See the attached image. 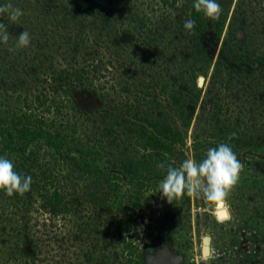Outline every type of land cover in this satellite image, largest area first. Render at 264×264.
<instances>
[{
    "label": "rangeland",
    "instance_id": "374dc122",
    "mask_svg": "<svg viewBox=\"0 0 264 264\" xmlns=\"http://www.w3.org/2000/svg\"><path fill=\"white\" fill-rule=\"evenodd\" d=\"M24 1L9 0V4L11 2L16 8L20 4L27 5ZM59 1H43L42 8L46 11L42 14L41 28L54 34L58 31L68 34L71 32V23L66 27V18H77L80 7L74 4L68 6L64 0ZM125 1L132 3L141 15L151 13V6H155L156 11L152 14L155 23L153 33L159 37L165 52L161 53V58L157 59L159 61H155L156 57L151 55L152 47L148 52L140 50L139 54L136 51L130 58L128 50L122 46L118 47L119 55L108 52L99 54L101 59L94 75L102 83H107L105 89H93L91 92L90 86L86 92L84 88L80 91L76 87L70 88L79 102L97 109L89 126L99 121L100 111L112 109L107 103L115 106L134 104L135 97L142 95L137 92L140 88L150 83L151 88H155L152 82L155 84L157 81H152L143 71L149 63L155 67L157 79L160 82L168 79L171 88L167 94L159 92L160 101L157 105L147 104L151 108L141 105L140 108L149 111V117L154 115V120H160L171 129L180 131L184 142L179 148L184 159L185 153L190 152L199 161L205 157L208 148L228 143L243 164L240 180L230 193L227 205L213 206L201 197L187 194L168 203L159 192V186L147 189L143 198L150 200L151 206L146 207L144 218L139 219L140 241L144 244L147 264H264V143L248 144L252 134L259 139L264 138V73H251L253 68L249 61L252 59L248 56L253 52L259 54L264 51V0L232 1L223 35L212 49L214 54L208 67L210 57L201 47L204 39H197L194 31L184 28V22L188 19L185 8L177 10L174 7L170 15L156 0ZM28 2L41 4L39 0ZM126 2L99 0L89 22L98 28L103 20L110 21L108 26L117 29L115 24L120 27V31L129 29L133 38H136L137 28L140 32L145 30L140 27V21L129 22L125 12ZM241 24L246 31L241 40H235L232 33ZM99 33H85L90 35H84L87 49H92L94 35L98 38ZM227 33L231 34L233 40L229 41ZM29 34L31 43L26 48L31 62L40 67L47 66L46 59L51 56L42 52L44 45L40 48L41 43L36 41L40 36ZM112 38L107 37V40L118 41ZM225 38H228V44ZM68 48L65 45L59 48L58 52L62 51L63 55L58 52L54 54L52 58H55V63H65L68 68L74 63L80 66L71 57L65 59L71 50ZM86 50L82 49L78 57L84 56ZM237 55L249 58L246 62H240L238 57L234 58ZM161 63L165 66L162 73L159 72L160 68L158 70V64ZM167 65L169 69H166ZM56 66L59 67L58 64ZM248 67L251 75L244 80L245 71L240 76L238 72L244 68L248 72ZM133 68L136 75L131 72ZM125 84L131 86V91L121 88ZM99 96L107 101L106 104ZM79 115V124H84L83 114ZM121 134L118 142L125 145L139 142L135 134L125 136L122 131ZM141 140L144 141L143 138ZM180 163L179 159L173 161L176 167ZM88 192L76 196V212L66 219H53L38 212L35 207L18 208L3 201L0 205V264H75L88 247L102 243L95 241L94 236L108 242L112 240L107 235L109 233L105 225L112 222L114 214L94 208ZM217 210H224L225 213L218 216ZM226 217L230 218L224 220ZM206 237L209 238V255L203 254Z\"/></svg>",
    "mask_w": 264,
    "mask_h": 264
},
{
    "label": "trees",
    "instance_id": "16d2710c",
    "mask_svg": "<svg viewBox=\"0 0 264 264\" xmlns=\"http://www.w3.org/2000/svg\"><path fill=\"white\" fill-rule=\"evenodd\" d=\"M39 1L40 5L25 0L27 5L20 4L16 7L21 9L23 15L15 22L5 20L9 40L7 44L0 43V155L10 159L21 175L32 177L31 190L22 196L14 194L9 197L0 190V205L6 200L18 208L35 207L38 212L53 219H66L68 215L76 212L74 200L78 195H86L85 192L89 191L94 208L114 214L112 222L105 225L109 233L107 235L112 240L108 242L94 236L95 241L102 243L88 247L82 253L83 257L76 259L75 264H147L144 244L140 241L139 219L144 218V211L151 206V201L144 200L143 195L148 188L159 186L169 164L176 167L174 160L183 161L184 154L179 147L184 141L180 131L171 129L160 120H154V115L149 117V111L142 110L140 106L157 105L160 101L159 92L167 94L171 83L168 79L160 82L156 69L154 71L155 67L148 63V70L143 71L152 81H157L155 84L152 82L155 88H151V83L140 88L137 92L142 95L135 97L134 104L115 106L107 103L112 109L100 111L99 121L93 126L89 125L97 109L79 102V98L70 88L76 87L79 91L84 88L86 92L90 86L91 92L93 89H105L107 83H102L94 75L101 59L99 54L108 52L119 55V46L128 50L129 58L136 51L148 52L152 47L150 53L156 57L155 61H159L157 59L161 58L165 49L159 37L153 33L155 23L152 14L156 8L152 5L151 13L141 15L132 3L121 0L126 2L125 12L129 22L140 21V27L145 30L140 32L137 28L138 33L133 38L129 29L120 31V27L115 24L117 29L112 25L108 26L110 21L103 20L98 28L89 22L99 0H64L68 6L74 4L80 7L77 18H66L67 24L64 25L67 27L71 23V32L68 35L61 31L50 33L49 30L41 28L44 18L42 14L46 9L42 8L44 0ZM53 1L55 0H49V3ZM156 1L170 15L174 7L177 10H187L188 19L195 21L192 31L198 36L197 39H204L201 47L210 57L208 67L214 54L212 49L223 35L233 0H217L223 10L218 20L197 12L194 7L195 0ZM6 4H9V0H0V5ZM10 4L12 5L11 2ZM234 20L235 18L232 19L233 23ZM24 30L40 36L36 41L41 43L40 48L44 45L42 52L51 56L46 59L47 66L40 67L31 62L27 48H15L18 34ZM89 31L93 34L95 31L100 32V37L94 35L90 50L85 46L87 38L84 36H90L85 34ZM245 31L246 28L241 24L232 35L235 40H241ZM227 35L230 36V41L231 34ZM80 37L82 39L79 40ZM107 37L116 38L118 41L109 42ZM229 41L225 38V43L228 44ZM63 45L71 49L65 59L71 57L80 66L74 63L68 68L65 63H55V58L52 57ZM84 48L87 49L84 56L78 57ZM58 53L63 55L62 51ZM33 54L35 55L34 51ZM248 56L252 59L249 63L253 70L248 67V72L246 68L238 72L240 76L245 71L244 80L253 72L264 73V51L259 54L253 52ZM249 57L234 56L240 62H246ZM162 65L158 64L160 73L165 68ZM133 69L132 73L135 72ZM166 69H169L168 65ZM121 88L131 91L129 84ZM102 98L99 96L106 104L107 101ZM79 114H83L84 124H79ZM240 125L241 123L236 127ZM121 131L125 136L135 134L139 142L126 145L118 142ZM252 143H264V138L259 139L252 134L248 144ZM1 231L0 226V236ZM32 245L36 248V245ZM116 258L119 260H115ZM66 259L70 261L69 258Z\"/></svg>",
    "mask_w": 264,
    "mask_h": 264
},
{
    "label": "clouds",
    "instance_id": "9594fccd",
    "mask_svg": "<svg viewBox=\"0 0 264 264\" xmlns=\"http://www.w3.org/2000/svg\"><path fill=\"white\" fill-rule=\"evenodd\" d=\"M194 7L197 12L215 20L220 18L223 11L217 0H195ZM22 15L21 9L14 8L11 4L0 5V43L7 44L9 40L5 20L15 22ZM194 27V20H185V30L192 31ZM30 43V34L24 30L18 34L15 48H26ZM232 135L235 136V133ZM185 155L186 158L178 167L168 165L167 173L159 185L162 197L166 198L168 203H173V200L187 194L201 197L213 206L227 205L228 197L238 184L243 171V164L233 148L228 143H220L208 148L205 157L199 161L190 152H186ZM31 185V176L21 175L15 170V165L10 159L0 155V190H3L9 197L14 194L22 196L31 190ZM229 218L226 217L224 220Z\"/></svg>",
    "mask_w": 264,
    "mask_h": 264
},
{
    "label": "water",
    "instance_id": "95a60500",
    "mask_svg": "<svg viewBox=\"0 0 264 264\" xmlns=\"http://www.w3.org/2000/svg\"><path fill=\"white\" fill-rule=\"evenodd\" d=\"M202 78L200 79L199 83L201 84L202 83ZM217 215L219 216L221 214V216H223V214L225 213L224 210H217L216 211ZM223 213V214H222ZM225 216V215H224ZM209 253V238L206 237L204 239V246H203V254L204 255H207Z\"/></svg>",
    "mask_w": 264,
    "mask_h": 264
}]
</instances>
